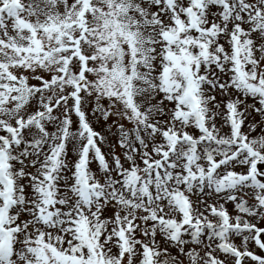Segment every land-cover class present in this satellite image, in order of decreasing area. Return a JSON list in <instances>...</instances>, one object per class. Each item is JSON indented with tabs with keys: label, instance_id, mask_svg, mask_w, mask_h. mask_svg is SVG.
<instances>
[{
	"label": "snow or ice",
	"instance_id": "1",
	"mask_svg": "<svg viewBox=\"0 0 264 264\" xmlns=\"http://www.w3.org/2000/svg\"><path fill=\"white\" fill-rule=\"evenodd\" d=\"M0 264H264V0H0Z\"/></svg>",
	"mask_w": 264,
	"mask_h": 264
}]
</instances>
